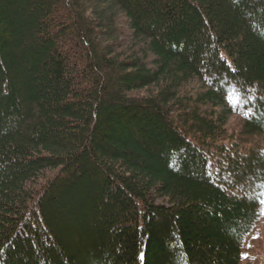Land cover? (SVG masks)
Returning <instances> with one entry per match:
<instances>
[{"label":"trees","instance_id":"trees-1","mask_svg":"<svg viewBox=\"0 0 264 264\" xmlns=\"http://www.w3.org/2000/svg\"><path fill=\"white\" fill-rule=\"evenodd\" d=\"M261 185L264 0H0V264H241Z\"/></svg>","mask_w":264,"mask_h":264},{"label":"rangeland","instance_id":"rangeland-1","mask_svg":"<svg viewBox=\"0 0 264 264\" xmlns=\"http://www.w3.org/2000/svg\"><path fill=\"white\" fill-rule=\"evenodd\" d=\"M240 124H241V119L239 117V113L231 115L228 119V124H227L229 132L239 130ZM247 143L249 142L240 141L239 145L244 146ZM249 191L254 192V187ZM259 207H260L259 208V212H260L261 209L264 208V204L260 203ZM254 237L257 238L254 239ZM243 257H247V258L244 259ZM241 264H264V216H259L252 231L244 239L242 245Z\"/></svg>","mask_w":264,"mask_h":264},{"label":"snow or ice","instance_id":"snow-or-ice-1","mask_svg":"<svg viewBox=\"0 0 264 264\" xmlns=\"http://www.w3.org/2000/svg\"><path fill=\"white\" fill-rule=\"evenodd\" d=\"M257 195L253 197V199L257 202H260L262 204H264V185L259 186L256 189ZM257 216H264V208L261 209L260 212L257 213ZM257 237H254V239H256ZM244 259H246L247 257H243ZM141 259H143V257H141Z\"/></svg>","mask_w":264,"mask_h":264}]
</instances>
